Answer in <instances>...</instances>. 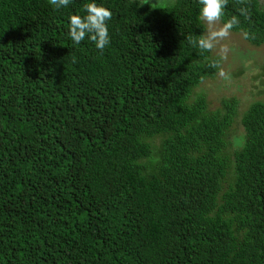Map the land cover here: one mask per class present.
Listing matches in <instances>:
<instances>
[{"label": "trees", "instance_id": "1", "mask_svg": "<svg viewBox=\"0 0 264 264\" xmlns=\"http://www.w3.org/2000/svg\"><path fill=\"white\" fill-rule=\"evenodd\" d=\"M86 2L0 0V264H264V100L223 188L236 101L191 98L217 59L186 39L198 0H95L113 13L103 54L68 36ZM241 6L225 19L262 44L264 8Z\"/></svg>", "mask_w": 264, "mask_h": 264}, {"label": "rangeland", "instance_id": "2", "mask_svg": "<svg viewBox=\"0 0 264 264\" xmlns=\"http://www.w3.org/2000/svg\"><path fill=\"white\" fill-rule=\"evenodd\" d=\"M173 1L158 0V5L159 7L169 6ZM258 1L264 8V0ZM146 6L151 8L149 5ZM224 43L229 49L227 59L222 61V68L226 75L221 77L216 69L213 76L202 80L191 93V98L197 95L203 96L206 111L220 108L222 99L234 98L236 101L235 114L225 132L224 145L220 151V154L228 162L223 188L233 174L234 151L240 147L243 141L241 115L250 103L264 100V42L252 45L243 38L240 32L232 31ZM209 55L215 56L213 53H209ZM159 142L160 137H154L151 139V146L158 148Z\"/></svg>", "mask_w": 264, "mask_h": 264}, {"label": "clouds", "instance_id": "3", "mask_svg": "<svg viewBox=\"0 0 264 264\" xmlns=\"http://www.w3.org/2000/svg\"><path fill=\"white\" fill-rule=\"evenodd\" d=\"M200 4L198 20L204 27V31L197 37L188 36L186 39L193 48L201 52L213 53L218 59L211 61V67L216 68L221 77L226 75L222 68V61L227 59L228 47L224 43L233 29L239 27L240 20L233 15L225 19V8L229 0H198ZM242 5L239 8L240 15L249 16L248 0H238ZM54 10L67 8L71 0H48ZM139 6L149 5L152 9L160 8L158 0H135ZM84 15L73 14L70 16L68 36L71 41L79 45L86 39L95 44L100 54L110 45L108 22L112 19V11L104 4L89 0L82 6ZM247 36V33H245Z\"/></svg>", "mask_w": 264, "mask_h": 264}]
</instances>
